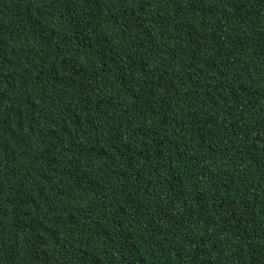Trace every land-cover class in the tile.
<instances>
[{
	"label": "trees",
	"instance_id": "16d2710c",
	"mask_svg": "<svg viewBox=\"0 0 264 264\" xmlns=\"http://www.w3.org/2000/svg\"><path fill=\"white\" fill-rule=\"evenodd\" d=\"M0 264H264V0H0Z\"/></svg>",
	"mask_w": 264,
	"mask_h": 264
}]
</instances>
